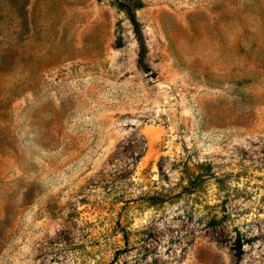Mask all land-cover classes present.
I'll list each match as a JSON object with an SVG mask.
<instances>
[{
    "label": "rangeland",
    "instance_id": "rangeland-1",
    "mask_svg": "<svg viewBox=\"0 0 264 264\" xmlns=\"http://www.w3.org/2000/svg\"><path fill=\"white\" fill-rule=\"evenodd\" d=\"M143 2L148 71L115 0H0V264H264V0Z\"/></svg>",
    "mask_w": 264,
    "mask_h": 264
},
{
    "label": "trees",
    "instance_id": "trees-1",
    "mask_svg": "<svg viewBox=\"0 0 264 264\" xmlns=\"http://www.w3.org/2000/svg\"><path fill=\"white\" fill-rule=\"evenodd\" d=\"M118 8L125 12L129 21L132 24L133 32L135 34L138 43V64L145 70H150V65L146 61L147 55V42L143 31V24L138 18L137 10L142 8L144 5L143 0H115ZM222 218H218L216 215L210 219V224H217ZM249 242V239L243 238L241 233H237L233 240V248L235 254L240 257L244 252V245Z\"/></svg>",
    "mask_w": 264,
    "mask_h": 264
}]
</instances>
